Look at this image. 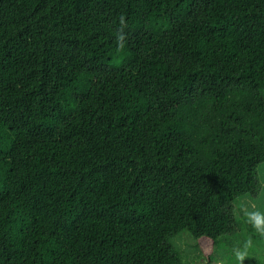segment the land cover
<instances>
[{"label": "trees", "instance_id": "16d2710c", "mask_svg": "<svg viewBox=\"0 0 264 264\" xmlns=\"http://www.w3.org/2000/svg\"><path fill=\"white\" fill-rule=\"evenodd\" d=\"M263 93L264 0H0V264L212 260Z\"/></svg>", "mask_w": 264, "mask_h": 264}, {"label": "rangeland", "instance_id": "374dc122", "mask_svg": "<svg viewBox=\"0 0 264 264\" xmlns=\"http://www.w3.org/2000/svg\"><path fill=\"white\" fill-rule=\"evenodd\" d=\"M264 95V93H263ZM260 189L248 193L234 203V212L239 220L232 234L222 239L212 260H206L187 230L177 234L174 241L179 246L182 258L187 264H263L264 263V162L258 166ZM257 216L253 230L244 225L243 215ZM247 224V222H246ZM248 225V224H247Z\"/></svg>", "mask_w": 264, "mask_h": 264}]
</instances>
